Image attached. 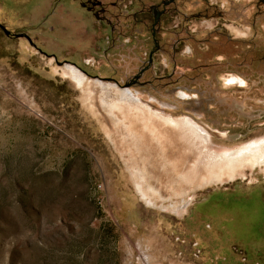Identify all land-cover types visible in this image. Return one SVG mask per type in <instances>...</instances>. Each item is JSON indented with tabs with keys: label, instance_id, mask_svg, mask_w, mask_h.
<instances>
[{
	"label": "rangeland",
	"instance_id": "374dc122",
	"mask_svg": "<svg viewBox=\"0 0 264 264\" xmlns=\"http://www.w3.org/2000/svg\"><path fill=\"white\" fill-rule=\"evenodd\" d=\"M86 1L0 0V24L21 35L0 29V264H264V165L178 196L160 151L163 168L131 156L87 86L62 75L72 64L190 118L215 146H243L264 136V3H178L200 16L162 21L154 52L138 15L151 0H100L104 16ZM183 200L182 216L169 209Z\"/></svg>",
	"mask_w": 264,
	"mask_h": 264
},
{
	"label": "bare ground",
	"instance_id": "6f19581e",
	"mask_svg": "<svg viewBox=\"0 0 264 264\" xmlns=\"http://www.w3.org/2000/svg\"><path fill=\"white\" fill-rule=\"evenodd\" d=\"M76 68L72 64L65 65L62 75L78 87L87 86V96L96 100L115 121V127L120 130V139L131 148V156L141 158L143 155L149 166L163 168V161H159L153 154L154 148L160 151V157L176 168L174 175L178 176L170 189L174 191L175 186L178 187L181 191L178 196L187 195L191 188L231 179L242 167L264 165V136L237 148L215 146L210 134L190 118H174L168 115L164 112V107H168L165 104L159 103L164 109H153L140 92L119 90L115 84L97 80L86 82V77ZM224 80L226 85L245 84L241 78L234 75ZM180 96L184 99L190 97L186 93H181ZM150 100L157 101L153 98ZM131 173L141 196L152 202L156 194L155 189L148 185V169L136 165L131 168ZM143 186L147 187V192ZM187 205L188 200H183L181 204H171L169 209L182 216L187 210ZM164 209L167 210L168 207Z\"/></svg>",
	"mask_w": 264,
	"mask_h": 264
},
{
	"label": "flooded vegetation",
	"instance_id": "af4514ba",
	"mask_svg": "<svg viewBox=\"0 0 264 264\" xmlns=\"http://www.w3.org/2000/svg\"><path fill=\"white\" fill-rule=\"evenodd\" d=\"M153 3L148 7L141 9L138 13L141 20L144 22L151 23V33L153 37V43L155 46L154 52L157 51L158 42L156 39V35L158 34L159 26L162 21L165 20H175L177 19L178 14L185 20H193L197 19L200 15L197 13L186 14L179 13L177 4L184 2H191V0H151ZM212 1V0H211ZM264 3V0H260ZM209 0H196L194 4H208ZM111 4H115L112 2ZM212 5V4H211ZM83 7L88 12H93L97 16H104L106 14V8L100 0H87ZM153 55V53H152Z\"/></svg>",
	"mask_w": 264,
	"mask_h": 264
},
{
	"label": "water",
	"instance_id": "95a60500",
	"mask_svg": "<svg viewBox=\"0 0 264 264\" xmlns=\"http://www.w3.org/2000/svg\"><path fill=\"white\" fill-rule=\"evenodd\" d=\"M0 29L4 32V34L6 36H12V37H15V38L21 36V35H11V33L4 26H2L1 24H0ZM26 39L31 43L29 37L26 36Z\"/></svg>",
	"mask_w": 264,
	"mask_h": 264
}]
</instances>
